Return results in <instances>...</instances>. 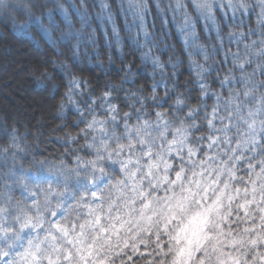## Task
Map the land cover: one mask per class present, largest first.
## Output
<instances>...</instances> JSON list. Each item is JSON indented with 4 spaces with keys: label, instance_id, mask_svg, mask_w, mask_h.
<instances>
[{
    "label": "clouds",
    "instance_id": "1",
    "mask_svg": "<svg viewBox=\"0 0 264 264\" xmlns=\"http://www.w3.org/2000/svg\"><path fill=\"white\" fill-rule=\"evenodd\" d=\"M0 264H264V0H0Z\"/></svg>",
    "mask_w": 264,
    "mask_h": 264
}]
</instances>
